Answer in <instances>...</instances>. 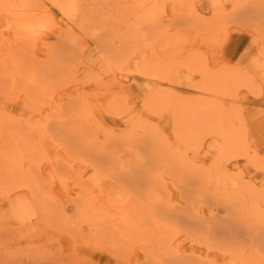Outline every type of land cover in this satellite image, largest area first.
Instances as JSON below:
<instances>
[{
	"label": "rangeland",
	"instance_id": "1",
	"mask_svg": "<svg viewBox=\"0 0 264 264\" xmlns=\"http://www.w3.org/2000/svg\"><path fill=\"white\" fill-rule=\"evenodd\" d=\"M55 1L14 0L28 7L9 13L0 2V262L126 264L85 242L94 228L79 206L104 231L131 204L165 221L168 249L189 261L229 264L228 247L263 264L264 0H106L76 22ZM195 178L203 191L183 198L177 184ZM33 179L67 231L13 188ZM235 218L257 223V240L239 228L225 242ZM131 233L123 254L139 264Z\"/></svg>",
	"mask_w": 264,
	"mask_h": 264
},
{
	"label": "bare ground",
	"instance_id": "2",
	"mask_svg": "<svg viewBox=\"0 0 264 264\" xmlns=\"http://www.w3.org/2000/svg\"><path fill=\"white\" fill-rule=\"evenodd\" d=\"M8 1V2H7ZM26 1V0H25ZM55 1V0H54ZM60 1V0H58ZM106 0H67V1H60V3L55 1V6H59L60 10L62 11V13L64 14L63 16H66L65 18H67L68 20H70L71 22H76V19L78 20H82V18L85 15V8H88L87 6H92L95 5V9H89V11H87L89 14L94 10V13L97 14V16L99 15L98 13H100L101 11H103L105 9V5H106ZM0 2H2V11H6L7 13H9L12 8L13 11L14 9L17 10V8H22V7H28V5H24V4H16L14 3V0H1ZM28 2V1H27ZM8 3V4H7ZM96 3V4H95ZM30 8V6H29ZM33 8V7H32ZM58 8V9H59ZM29 11H32L31 9H29ZM5 12V13H6ZM144 12V11H143ZM87 13V14H88ZM15 15V14H14ZM92 15V14H91ZM96 16V15H95ZM96 16V17H97ZM85 19V18H84ZM89 19V18H88ZM18 20V19H17ZM92 21V20H91ZM33 22V21H32ZM103 23V22H102ZM94 25V24H93ZM25 28L27 29L26 31H30V32H34L35 30H37V25L27 22L25 24ZM96 34V33H95ZM107 48V47H106ZM108 50V48H107ZM8 51V50H7ZM110 54V53H109ZM4 56V55H3ZM7 58L4 57H0V66H2L3 63H5ZM103 59V58H102ZM11 61V65H13L14 67L17 65L16 64V60H14L13 58H10ZM57 64V63H56ZM12 67V66H11ZM13 67V69H14ZM8 69V68H7ZM164 70V69H163ZM14 71V70H13ZM7 72L6 75H8L11 79L14 78V72ZM144 72V71H143ZM140 73V72H139ZM142 73V72H141ZM145 73V72H144ZM142 73V74H144ZM146 74V73H145ZM150 74V73H149ZM141 75V74H140ZM15 79V78H14ZM43 86V85H42ZM150 105V104H149ZM158 106V105H157ZM58 113V112H57ZM58 116V115H57ZM203 117V116H202ZM51 120V119H50ZM9 128V126H8ZM153 129V128H151ZM3 130V129H2ZM143 130V129H142ZM1 134V133H0ZM208 134V133H207ZM8 135V134H7ZM23 136V135H22ZM88 137V136H87ZM17 142V141H16ZM106 143V142H105ZM164 144V142H163ZM98 148V147H97ZM160 152V151H159ZM24 155V153H23ZM21 155V156H23ZM25 157V156H24ZM167 158V157H166ZM33 159V158H32ZM106 159V158H105ZM110 160V159H109ZM108 159H106L105 161H109ZM165 160V159H164ZM104 161V160H103ZM104 161V162H105ZM112 163H115L114 160L111 158L110 160ZM135 161V160H134ZM153 164V163H152ZM151 164V165H152ZM17 166V164H15ZM155 165V164H154ZM157 165V164H156ZM9 167V166H8ZM149 167V166H148ZM68 168V167H67ZM70 168V167H69ZM11 169V168H10ZM20 169V168H19ZM143 169V168H142ZM146 169V168H145ZM6 170V169H4ZM12 170V169H11ZM148 170V169H147ZM8 171V170H7ZM6 172V171H5ZM16 172V171H15ZM146 172V171H145ZM186 172V171H185ZM3 173V172H2ZM10 173V171H9ZM149 173V172H148ZM141 174V173H140ZM196 175V174H195ZM197 176V175H196ZM11 179H15V181H19L21 180V178H8L6 179V181L9 182V185L11 183ZM73 179V178H71ZM75 179V178H74ZM130 180V179H129ZM14 181V180H13ZM17 184V183H16ZM82 185V184H81ZM87 185V184H86ZM177 187L181 190V194L183 196V198H185L188 194H198L199 192L203 191V185L202 182L198 179H188L187 181H180L177 184ZM14 189H19L22 191H27L28 194H31L35 199L38 198L40 199L41 197H43L42 195V191L39 190L38 188V183L35 179L32 180V183L29 185L27 183H18L17 185L14 184ZM135 189V188H134ZM139 190V189H138ZM137 190V191H138ZM45 191V190H43ZM142 191V190H141ZM139 192V191H138ZM45 194V193H44ZM141 194V193H140ZM144 195L142 196L143 198L146 197V194L143 193ZM159 194V193H158ZM137 195V194H136ZM260 195V194H259ZM141 196L137 195L135 196V198H137L136 200L138 201L136 203V207H138L137 205H141L140 200H142L143 198H141ZM180 196V195H179ZM189 196V195H188ZM191 196V195H190ZM165 197V196H164ZM168 197V196H167ZM154 198V197H153ZM189 198V197H188ZM206 198V197H205ZM146 199V198H145ZM144 199V200H145ZM191 198H189L190 200ZM48 200V199H47ZM151 200V198L149 199ZM154 200V199H152ZM42 199H40L39 203H38V209L41 211L40 216H41V222H43L45 225L46 224H51L52 227H55L60 230L63 231H67V228L65 227V225L63 224V221L65 218H63V214L58 212V210H54L51 209V206H46L45 203L41 202ZM132 201V200H131ZM185 201L187 202V205H189V202L187 199H185ZM191 201V200H190ZM48 202V201H46ZM147 202V201H146ZM149 202V201H148ZM66 203V202H65ZM134 203V202H133ZM129 204V203H128ZM127 204V205H128ZM135 204V203H134ZM131 205V204H130ZM126 206L127 208H125V210L123 211V213L115 220V222H112L111 224L106 223V225H104V227L107 226V228L103 231V229H101V226H99L100 228H97L96 226H94V223H88V221L91 218V216L84 211V208L82 206H79V208L81 207V211L82 214L85 215L84 219H82V222L86 223V225L88 226H92L94 228V232L91 234V236L89 237H84L85 242L90 243L94 248H98V249H103L106 251H110L112 252V254H114L117 257H120L122 260H124V262L127 264V260L128 257L126 255H124L123 253H125L126 249H127V245L128 243H130L131 238H133V235L131 232L133 231H137V234H135L138 237V242H139V246H140V250L144 256V260L143 262L139 263V264H203L202 262L200 263H195L192 261H189L187 259H185L182 255L175 253L173 251H170L168 249V243H167V237H166V233L165 231H163L161 229L162 227V223L165 221H160L159 224H155L154 222L152 223L154 217L150 216H146L145 218H143L144 216L142 215V213L140 211L135 212V215H132L134 217H132L130 215V207L131 206ZM124 206V205H123ZM142 206H146L145 203H142ZM160 207V206H159ZM164 207V206H163ZM224 207V206H223ZM59 208V207H58ZM165 208H168L165 206ZM179 208V207H178ZM191 208V206H190ZM31 209V208H30ZM193 209L195 211V207L193 206ZM60 210V208H59ZM133 210V209H132ZM145 210V209H144ZM178 210V209H176ZM192 210V209H191ZM148 211V210H146ZM163 211V210H162ZM32 212V209H31ZM36 212V211H33ZM32 212V213H33ZM149 212V211H148ZM151 212V211H150ZM182 211L180 210L179 213H181ZM254 212V211H253ZM104 213V212H103ZM108 213V212H107ZM167 213V212H166ZM169 213V212H168ZM184 213V212H183ZM189 213V212H188ZM191 213V212H190ZM194 213V212H193ZM196 213V212H195ZM255 213V212H254ZM81 214V213H80ZM81 215V216H83ZM162 215V214H161ZM171 214H169L170 216ZM181 215V214H180ZM184 216H186L185 214H183ZM214 215V214H213ZM211 215V216H213ZM258 215V214H257ZM106 216V215H105ZM115 216V215H114ZM143 216V217H142ZM172 216V215H171ZM196 216V215H195ZM174 216H172L173 218ZM187 217V216H186ZM198 217V215H197ZM203 217V216H202ZM217 217V216H216ZM258 217V216H256ZM104 218V217H103ZM108 218V216H107ZM115 218V217H114ZM158 218V217H157ZM201 218V217H200ZM208 218V217H207ZM206 218V219H207ZM218 218V217H217ZM224 218V217H223ZM222 218V219H223ZM33 219V218H32ZM188 219H192V216L187 217V221H189ZM195 219V218H194ZM31 220V219H30ZM198 220V219H197ZM220 220V219H219ZM218 220V221H219ZM224 220V219H223ZM61 222L63 225H61ZM91 221V220H90ZM108 221V220H107ZM179 221V220H178ZM182 221V220H181ZM191 221V220H190ZM206 221V220H205ZM226 221V219H225ZM104 222V221H103ZM169 223V221H167ZM166 222V223H167ZM177 222V221H176ZM180 222V221H179ZM178 222V223H179ZM199 222V220H198ZM210 222V221H209ZM220 222V221H219ZM68 223V222H67ZM181 223V222H180ZM184 224V222H182ZM214 223V222H211ZM222 223V222H221ZM229 223V222H228ZM261 224V222H259ZM54 224V225H53ZM71 224V223H70ZM90 224V225H89ZM186 224H188L186 222ZM193 224V223H192ZM219 224V223H218ZM263 224V223H262ZM123 226L124 228L121 230L120 226ZM169 225V224H168ZM181 225V224H180ZM185 225V224H184ZM195 225V224H194ZM206 225H208L206 223ZM223 225V223H222ZM47 226V225H46ZM72 226V225H71ZM77 226V225H76ZM187 226V225H185ZM209 226V225H208ZM167 227V226H165ZM191 227V226H190ZM193 227V226H192ZM197 227V226H196ZM195 227V228H196ZM218 227V226H217ZM79 224L77 226V229H79ZM199 228V227H198ZM239 228H241V230H247L248 234L253 237L252 239L255 238L256 233L259 229V226H257V223H253L252 222H248L246 220H244L243 218H235L232 219V221L225 225L223 227V235L225 237V242H230L231 238H233L234 236H236V232H238ZM170 229V228H169ZM200 229V228H199ZM207 229V227H206ZM205 229V230H206ZM262 229V228H261ZM72 230V229H70ZM202 230V229H201ZM87 231V230H86ZM173 231V230H172ZM187 231V230H185ZM59 232V231H58ZM76 232V231H75ZM262 232V231H261ZM44 233V232H43ZM170 233L169 231L167 232V234ZM185 233V232H184ZM213 234H215L214 232H211ZM263 233V232H262ZM186 234V233H185ZM219 234V233H218ZM26 235L28 237L33 238L34 236H36V232L35 230H32L28 233H26ZM147 235V236H145ZM169 235V234H168ZM171 235V234H170ZM190 235L194 236V233H190ZM69 236V234H68ZM76 236L80 237L79 232L77 233ZM132 236V237H131ZM209 236V235H208ZM239 236V234H238ZM262 236V235H261ZM9 237V236H8ZM170 237V236H169ZM221 237V236H220ZM258 237V236H257ZM256 237V238H257ZM170 238H173V236H171ZM240 238V236H239ZM255 238V239H256ZM209 239V238H208ZM211 239V238H210ZM236 239V238H235ZM250 239V241L252 240ZM262 244H264V239L262 237L258 238ZM172 240V239H171ZM194 240V239H193ZM214 241V239H211ZM247 240V239H246ZM257 240V239H256ZM238 241V240H236ZM172 242V241H171ZM170 242V243H171ZM201 242H203L206 246L208 247H215V241L214 244L212 242H209L208 240H204L202 239ZM202 243V244H203ZM232 243H234L233 239H232ZM243 243H245V240L243 241ZM258 243V241H257ZM256 243V244H257ZM228 244V243H227ZM248 244V243H246ZM259 244V243H258ZM214 245V246H213ZM235 245V244H234ZM202 246V245H201ZM204 246V245H203ZM252 246H254L252 244ZM262 246V245H261ZM131 248V247H130ZM256 247L253 249L255 251ZM260 249V248H259ZM223 252L225 254H228L230 256V263L229 264H257V262L255 259H251V260H244V261H240L241 256L243 257V252H241V250L239 249H231V248H223L222 249ZM185 252V251H184ZM257 252V251H256ZM256 252L253 254L255 255ZM261 252V251H260ZM251 255V253H250ZM252 255V257H253ZM257 255V254H256ZM260 257L263 258V255L261 253H259ZM258 256V255H257ZM251 257V258H252ZM222 258V257H221ZM226 258V257H225ZM228 258V257H227ZM254 258V257H253ZM259 258V257H258ZM42 258H36L35 260H39ZM200 259V258H199ZM219 260V259H218ZM264 260V258H263ZM222 261V260H221ZM240 261V263H238ZM205 262V261H204ZM264 262V261H262ZM261 262V263H262ZM0 264H9V263H5V262H0ZM34 264H59L58 261L53 262L50 261V259H42L41 261H38L37 263ZM68 264V263H65ZM219 264V263H218ZM264 264V263H263Z\"/></svg>",
	"mask_w": 264,
	"mask_h": 264
}]
</instances>
